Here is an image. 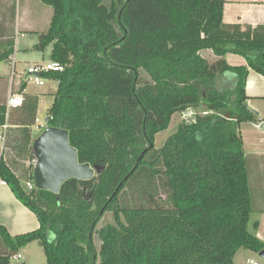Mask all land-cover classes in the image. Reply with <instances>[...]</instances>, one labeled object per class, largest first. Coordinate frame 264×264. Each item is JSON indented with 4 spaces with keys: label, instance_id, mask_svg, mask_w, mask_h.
I'll use <instances>...</instances> for the list:
<instances>
[{
    "label": "trees",
    "instance_id": "trees-1",
    "mask_svg": "<svg viewBox=\"0 0 264 264\" xmlns=\"http://www.w3.org/2000/svg\"><path fill=\"white\" fill-rule=\"evenodd\" d=\"M40 1L53 17L34 50L52 47L49 59L64 66L44 76L58 82L47 127L68 131L80 164L105 170L59 194L28 188L39 96L22 84L0 180L39 228L12 236L0 224V264L33 242L47 264H235L240 249L262 252L241 126L259 122L246 84L250 70L264 77V37L223 32L225 0ZM3 16L0 63L14 54L16 3ZM228 54L247 65H230ZM227 74L234 83L220 82ZM198 108L155 148L176 115ZM106 213L115 224L98 229Z\"/></svg>",
    "mask_w": 264,
    "mask_h": 264
},
{
    "label": "crops",
    "instance_id": "crops-1",
    "mask_svg": "<svg viewBox=\"0 0 264 264\" xmlns=\"http://www.w3.org/2000/svg\"><path fill=\"white\" fill-rule=\"evenodd\" d=\"M14 1L16 2V20H15V28L13 33L15 34L16 37H15V46H14V54H13L14 57L11 56V58L13 57V59L11 58L10 59L11 61H14L13 63L15 64L16 71H17V64L27 65L30 67L35 64H41L51 61L49 59V56L52 51V47L47 48V50L44 53L37 52L34 50V47L38 44L39 40L38 42H36V40L26 41V38L28 36V33L35 34L37 35L38 38V33H40V31H37L35 29H36V25L39 24V20L41 21L43 17H44L43 20H45L44 24L46 23L45 27L47 31L53 17V12L50 11V9H48L44 5H42V3L40 2L39 8H40V12H42L41 13L42 16H39L41 14L34 10L35 7L33 6L31 7V5L30 6L28 5L29 0H23L25 3L24 5L25 9L29 12V14H31V16H26L27 18L25 17L26 20L23 23L21 21V17L18 14L19 5L17 6V1L0 0V21H3L4 19L3 12L8 8L12 7ZM20 1L22 2V0ZM21 2L20 5H22ZM33 14H37V15L33 17ZM5 24L7 23L0 22V33L1 31H3V26L5 27ZM222 31L235 37H244L251 40H257L264 37V0H225ZM18 34L22 35L23 41H20L21 39L18 38ZM207 54L212 55L211 51L202 52V55H204L205 57L207 56ZM225 59L230 65L233 66L247 65L246 60L241 56L228 54L225 57ZM215 60L216 58L214 57L213 61ZM17 80L16 83L14 81L15 85L19 84L17 83L19 82V80L18 81ZM22 81L24 80L22 79ZM225 81H230L231 83H234L235 82L234 76L230 74L225 75L220 82L224 83ZM55 82L58 89V82L57 81ZM24 83L28 85V83H26L25 81ZM44 85H46V83ZM24 93L37 95L34 92H30L28 90V87L26 88ZM246 94L248 97L247 106L251 110L256 112L259 118L258 123L255 124L245 123L241 126V132L244 141V151L247 159V167L249 172V182H250L249 163L251 162L250 169H252V171L255 172L257 179V186L259 187L258 188L255 185L256 189L258 190H256V193L253 196L251 191V184H250V191L254 202L253 213L251 215V226L253 227V224L256 222L259 223V228L254 233L259 238V240H261L264 243V130L261 129V126L264 125V77L253 70H250L249 72V76L246 84ZM39 102H40V97H39ZM52 103L50 104V106L52 105ZM37 124H38V115H37V123L32 129L33 139L35 138L34 131L37 127ZM9 199L14 204H18L17 201L15 200L13 201V197H10ZM19 204L20 206H23L20 202ZM23 208L25 207L23 206ZM25 209L28 210L27 208ZM18 212L21 213L23 211H21V209H19L18 207ZM29 222L31 221L29 220ZM29 225H30L29 228H25V229L22 227H26V226L25 225L22 226L18 222H14L13 224H7L4 226L7 227V229L9 230L12 236H16V235L28 233L26 231L30 230L29 232H31L32 230H37L39 228L38 220L36 221V223H32V222L29 223ZM251 231H253V228L251 229ZM50 237L51 239L54 238V236H50ZM23 250L24 252H26L27 249L24 248ZM18 255L20 256V259L23 258L22 255L20 254ZM234 262L235 264H254V263L264 264V259L260 256V253L253 252L247 249H240L235 256Z\"/></svg>",
    "mask_w": 264,
    "mask_h": 264
},
{
    "label": "rangeland",
    "instance_id": "rangeland-1",
    "mask_svg": "<svg viewBox=\"0 0 264 264\" xmlns=\"http://www.w3.org/2000/svg\"><path fill=\"white\" fill-rule=\"evenodd\" d=\"M16 1H17V6L19 5L18 14L21 17V21L24 23V21L27 18L26 16H31V14H29V12L25 9V7H24L25 3L23 0H22V2L20 0H16ZM20 2L22 3V5H20ZM40 2H41L40 0H29L28 5L29 6L31 5V7L32 6L35 7L34 10L41 14L42 12H40V8H39ZM14 3H16V2L14 1ZM42 5H44V4L42 3ZM44 6L53 12V9L51 7L46 6V5H44ZM36 15L37 14H33V17H35ZM39 16H42V14ZM7 19L11 20L10 17H8ZM43 19H44V17H43ZM43 19H41V21L39 20V24L36 25V29H35L37 31H40V33L41 32L43 33L46 31V27H45L46 23L44 24L45 20H43ZM0 22L2 23V21H0ZM33 28H35V27H33ZM10 33L11 32L7 31V34H10ZM40 33H38V34H40ZM15 37L16 36L14 34L13 36H11L10 39L15 41ZM18 38L21 39L20 41H23L21 34H18ZM33 40H36V42H38L37 35L32 34V33H28L26 41H33ZM4 49H5V45L3 46L0 44V53H3ZM13 57L11 59H13ZM206 57L211 62H213V60H214L213 55L207 54ZM11 59H9L8 61H4V62L0 63V103L5 104V105L7 103V100H8V97H9V94L11 91L21 92V86H22V84H24V81H22V79H19V78H20V75L24 71H26L29 67L27 65H18L17 64V71L13 75L15 64L13 63L14 61H11ZM15 63H16V61H15ZM142 76L144 78L147 77V75L143 72H142ZM15 79L19 80V82H17L19 84L13 86L12 80H14L16 83ZM45 83H46V85H44V86H36L34 84H31V83L27 85L28 90L30 92H34L35 94L39 95V97H40L39 110H38V112H39L38 113V124H37L35 131H34V137L35 138L39 137V135L43 131H45L47 128V124H46L47 111H48V108H49L50 104L52 103V101H54V95L57 92V85H56L55 81L46 79ZM201 113H203V109L198 108V109L189 110L188 112H185L184 114L176 115L174 120L172 121L170 127L167 130L160 132L156 136L155 148H157V149L162 148V146L165 144L166 140L171 135L176 133L180 123H182L185 120L187 122H193L195 120V116L198 114H201ZM31 161H27V165H28V163L30 164ZM23 163L26 165V161ZM250 163H249L250 184H251L252 195L254 196V194L256 193V190H258V189H256V187H258V186H257V179H256L255 172H253L252 169H250ZM255 185H256V187H255ZM6 193L8 196L6 195ZM10 197H13V201L14 200L17 201L18 204H14L12 201H10V199H9ZM18 207L23 212H21V213L18 212ZM0 220H2V221H0V224H4V225L13 224L14 222H18L22 226L23 225L26 226V227H22L24 229L29 228V226H30L29 223H31V222L36 223V221H37L36 217L34 216V214L32 212H30L29 210H26L25 208H23V206H20L17 198L14 197V195L10 191V188L2 180H0ZM29 220L31 222H29ZM108 224H115L114 216L112 213H106L103 216L102 220L100 221V223L98 225V229H100V228H102ZM251 227L252 226L250 225V228ZM26 230H29V229H26ZM29 231H26V232H29ZM32 231H34V230H32ZM50 236H54V234L51 232ZM54 238H52L51 241H53ZM94 239H95L96 246L99 250L100 246H101V242L96 235H95ZM23 249H21L16 254V255H18V254L22 255L23 258L20 260L12 259L11 264H47L45 252L38 242H33L30 245H28L26 247V249H27L26 252H24Z\"/></svg>",
    "mask_w": 264,
    "mask_h": 264
},
{
    "label": "water",
    "instance_id": "water-1",
    "mask_svg": "<svg viewBox=\"0 0 264 264\" xmlns=\"http://www.w3.org/2000/svg\"><path fill=\"white\" fill-rule=\"evenodd\" d=\"M261 129L264 130V125ZM33 150L37 159L34 184L39 190L59 194L66 181H89L105 170L99 165L92 167L88 163L80 164L78 151L71 146L67 130L47 127L33 140ZM260 256L264 259V250Z\"/></svg>",
    "mask_w": 264,
    "mask_h": 264
},
{
    "label": "built area",
    "instance_id": "built-area-1",
    "mask_svg": "<svg viewBox=\"0 0 264 264\" xmlns=\"http://www.w3.org/2000/svg\"><path fill=\"white\" fill-rule=\"evenodd\" d=\"M64 66L58 62L49 61L41 64H35L33 66L28 67L26 71H24L20 78H22L28 84H34L36 86H44L45 84V75L51 72H63ZM16 73V68L14 67L13 75ZM12 85H15L14 80H12ZM25 101V96L22 92H14L11 91L6 103V112L4 114V120L0 113V162L6 159V155L8 149L6 147L7 141V133L9 128L11 127L10 123V113L12 110L19 109L23 107ZM31 165L33 166V172L37 165V159L35 158ZM28 188L33 190L36 188L34 182L28 184ZM12 259L19 260L20 256L15 255ZM257 264V263H254Z\"/></svg>",
    "mask_w": 264,
    "mask_h": 264
}]
</instances>
